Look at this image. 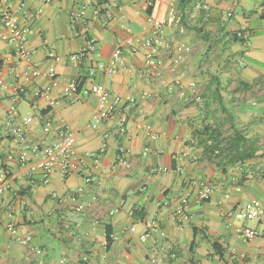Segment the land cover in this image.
I'll list each match as a JSON object with an SVG mask.
<instances>
[{
    "label": "crops",
    "instance_id": "1",
    "mask_svg": "<svg viewBox=\"0 0 264 264\" xmlns=\"http://www.w3.org/2000/svg\"><path fill=\"white\" fill-rule=\"evenodd\" d=\"M179 2L0 0V264H35L34 248L44 264H264V2L253 11L243 0H189L184 22ZM6 9L27 29L28 63L9 41ZM90 38L94 48L71 61ZM29 68L40 73L21 84L15 75ZM72 80L75 99L63 93ZM95 84L120 97L126 134L114 117H92ZM27 115L22 143L10 130ZM66 129L74 172L45 175L9 157L55 145ZM203 184L211 194L197 201ZM250 199L259 218L235 219ZM243 226L260 234L245 240Z\"/></svg>",
    "mask_w": 264,
    "mask_h": 264
},
{
    "label": "built area",
    "instance_id": "2",
    "mask_svg": "<svg viewBox=\"0 0 264 264\" xmlns=\"http://www.w3.org/2000/svg\"><path fill=\"white\" fill-rule=\"evenodd\" d=\"M238 0H232L234 5ZM207 7V6H205ZM232 15L231 9H228L223 19H226ZM1 21L5 28L9 32V41L14 45L15 52L21 60L25 62L30 61L31 52L27 46V29L21 27L12 13L6 9L1 14ZM153 33H158L160 31L161 22L158 18L152 20ZM147 52L146 60L147 65L150 70L156 69L158 66L157 56V46L156 40L146 39ZM94 48V40L92 38L86 40V47L81 48L76 52L69 55L71 61L78 62L80 59L84 58L86 53ZM120 60V48H116L112 54L109 61V65L104 68L106 76H110L116 67L117 62ZM39 70L35 68H29L23 70L20 74H16L15 77L23 81L30 79L31 76L38 75ZM46 75L51 79V86H57L58 83L55 79L54 68L51 67L47 70ZM19 84L18 90H23L22 85ZM78 92V83L76 80L70 81L67 85L63 87V93L71 98L75 99ZM92 92L97 95L98 101L96 108L92 114L95 121L99 122L108 117H114L117 123V132L120 134H126V124L128 122V115L126 108L121 104V99L119 96H111L108 88L104 84H95L92 87ZM184 92L180 90V94ZM41 94V93H40ZM44 94V93H42ZM31 121V115H27L22 118L20 123L10 130V135H12L16 140L23 143L24 132L23 129ZM74 133L70 129L63 131L60 141L55 145L45 146L43 149H39L38 145H33L29 151V147L25 145L16 156L9 155L11 159L16 157V160L23 166H27L30 170H41L45 175L55 171L60 170L63 174H68L74 172L78 169V163L75 160L74 151ZM120 151H123V147H119ZM33 157H36L33 160ZM6 175L3 171H0V194L3 192L6 186ZM211 194V187L208 184H203L198 191L197 201L207 199ZM2 205L0 203V209ZM183 205L178 206V211H181ZM261 214V204L257 199H250L245 202L242 206L238 207L233 211V217L239 221L254 220L259 218ZM10 216L11 214H7ZM6 229L12 234L17 235V229L13 223L7 222ZM131 230L134 229L133 226L130 227ZM245 240H250L257 237L260 233L255 228L249 226H243L240 229ZM141 238L146 237V233L140 235ZM30 236H25L20 239L22 244L30 243ZM35 254L38 255L35 264H44L41 258V249L34 248ZM118 264V263H114Z\"/></svg>",
    "mask_w": 264,
    "mask_h": 264
},
{
    "label": "trees",
    "instance_id": "3",
    "mask_svg": "<svg viewBox=\"0 0 264 264\" xmlns=\"http://www.w3.org/2000/svg\"><path fill=\"white\" fill-rule=\"evenodd\" d=\"M154 1V0H153ZM189 0H180L179 2V6H180V15H181V20L184 22L186 20V14L188 12L187 10V3ZM264 2V0H263ZM264 16V14H263ZM214 138V137H213ZM210 151H213V149L211 148ZM214 248L216 250V244H214ZM218 252V251H217ZM219 253V252H218Z\"/></svg>",
    "mask_w": 264,
    "mask_h": 264
},
{
    "label": "rangeland",
    "instance_id": "4",
    "mask_svg": "<svg viewBox=\"0 0 264 264\" xmlns=\"http://www.w3.org/2000/svg\"><path fill=\"white\" fill-rule=\"evenodd\" d=\"M243 1L247 2L249 8L253 11H255L258 8L259 0H243Z\"/></svg>",
    "mask_w": 264,
    "mask_h": 264
}]
</instances>
